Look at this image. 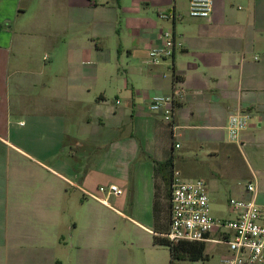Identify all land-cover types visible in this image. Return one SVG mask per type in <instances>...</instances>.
Instances as JSON below:
<instances>
[{
	"label": "crops",
	"instance_id": "0c3cea01",
	"mask_svg": "<svg viewBox=\"0 0 264 264\" xmlns=\"http://www.w3.org/2000/svg\"><path fill=\"white\" fill-rule=\"evenodd\" d=\"M164 30L181 46L152 64ZM174 89L167 124L149 101ZM243 111L249 126L229 142ZM168 158L205 183L216 219L234 217L212 213L225 162L264 204V0H213L207 20L186 0H0V264H169L153 245ZM109 185L122 194L98 193ZM221 239L214 229L205 249L226 255Z\"/></svg>",
	"mask_w": 264,
	"mask_h": 264
},
{
	"label": "built area",
	"instance_id": "2783aa9c",
	"mask_svg": "<svg viewBox=\"0 0 264 264\" xmlns=\"http://www.w3.org/2000/svg\"><path fill=\"white\" fill-rule=\"evenodd\" d=\"M190 18L209 19L213 0H186ZM164 20L175 18L173 12L159 15ZM160 43L148 52L149 61L157 64L172 57L175 48L181 46L171 31L158 34ZM182 97L178 89L167 95H154L149 101V110L160 115L167 124H172L176 102ZM251 113L235 112L228 117L225 127L227 139L239 140L251 121ZM173 126V125H172ZM176 137V135H172ZM178 148L179 144L175 143ZM248 197H231L227 201L233 219L220 220L211 214L206 185L202 180H185L178 171H173L170 184V220L168 230L159 236L171 244L180 242H206L214 229L221 233L228 253L220 257L219 264H261L264 262V204L257 201V188L252 182L246 185ZM98 193L120 196L115 185L100 186ZM92 196V195H91ZM100 201L104 199L92 196ZM214 243L218 241H212Z\"/></svg>",
	"mask_w": 264,
	"mask_h": 264
},
{
	"label": "rangeland",
	"instance_id": "374dc122",
	"mask_svg": "<svg viewBox=\"0 0 264 264\" xmlns=\"http://www.w3.org/2000/svg\"><path fill=\"white\" fill-rule=\"evenodd\" d=\"M118 26V25H117ZM168 31V30H167ZM43 55H49L48 54V50H46V48H42L40 50V57H42ZM43 64V63H42ZM44 64H47V62H44ZM177 152H180V150H178ZM233 166V163H227L225 162V165L223 167V171L222 173H224L225 175H223V177L220 179L221 180V190H222V197L220 202H215L212 199V206H213V211L212 213L216 216H222V217H228L230 216L229 213V209L227 206V201L229 198L234 197V195H232V191H230L232 186H238V188L243 189L246 187V183L248 182V180L250 178L248 177H239L238 176V172H239V168L237 170L235 169H231L229 167ZM241 173L243 174V169L241 170ZM255 184V183H254ZM261 189H264V184H260L259 185ZM168 193V192H167ZM166 193V189L165 187H163V193H162V197L160 199V206H161V213H160V223L161 225L166 229V225H167V219H168V204H169V200H168V195ZM215 204H220L221 207L217 208L214 205ZM224 209V211H223ZM223 247V246H221ZM220 247L219 245H215L213 243H209L206 245V249H205V254L207 255L208 259L207 260H203V261H199L200 264H219V260H220ZM170 258V256H169ZM182 261H178L177 264H187V263H180ZM198 262V261H197ZM170 264V262H169Z\"/></svg>",
	"mask_w": 264,
	"mask_h": 264
},
{
	"label": "trees",
	"instance_id": "16d2710c",
	"mask_svg": "<svg viewBox=\"0 0 264 264\" xmlns=\"http://www.w3.org/2000/svg\"><path fill=\"white\" fill-rule=\"evenodd\" d=\"M157 173L159 172L162 175L164 181V187L166 189V193L168 195L169 200V210H168V225L170 220V184L171 177L173 174V162L172 158H168L164 162H159L155 167ZM159 201L155 200L154 203V216L158 221L160 220L161 209L159 208ZM160 234L165 233L168 229H165L163 226L160 229H157ZM154 246L166 247L169 251L170 255V264H177L178 261H203L207 260L208 257L205 254V243L204 242H180L176 244L169 243L166 239L162 237H154L153 238Z\"/></svg>",
	"mask_w": 264,
	"mask_h": 264
}]
</instances>
